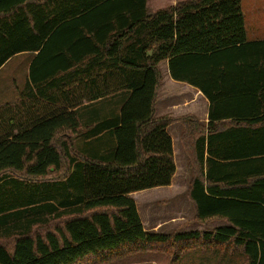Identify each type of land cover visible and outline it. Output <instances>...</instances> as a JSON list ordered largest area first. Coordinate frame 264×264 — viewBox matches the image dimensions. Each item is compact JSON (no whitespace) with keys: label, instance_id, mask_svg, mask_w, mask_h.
I'll return each instance as SVG.
<instances>
[{"label":"trees","instance_id":"trees-1","mask_svg":"<svg viewBox=\"0 0 264 264\" xmlns=\"http://www.w3.org/2000/svg\"><path fill=\"white\" fill-rule=\"evenodd\" d=\"M148 1L0 0V68L33 55L16 100L0 106V264H102L141 252L174 264L190 250L264 264V72L251 93L226 79L234 67L264 71V41H246L241 0L155 11ZM163 61L172 80L207 100L206 125L193 115L155 117ZM100 77L118 86L93 87ZM80 80L87 88L68 89ZM109 90L121 92L120 113L84 138L107 130L112 147L76 152L84 131L68 98L80 91L93 101ZM241 93L250 95L244 105L231 104ZM173 123L182 125L192 173L194 216L185 224L227 226L143 230L129 195L171 185Z\"/></svg>","mask_w":264,"mask_h":264},{"label":"crops","instance_id":"crops-1","mask_svg":"<svg viewBox=\"0 0 264 264\" xmlns=\"http://www.w3.org/2000/svg\"><path fill=\"white\" fill-rule=\"evenodd\" d=\"M163 1L167 2L166 5H174L176 3V1H185V0H149L148 5H149V7L152 8V10L155 11L159 8L166 6V5H163ZM159 2H160V4H159ZM242 2H243V0H241V11L243 14V19H244L246 41L249 43L264 41L263 29H261V28H258V29L252 28L250 30L247 29L246 17H245V14L243 12ZM161 3H162V5H161ZM22 55H28V54H19L17 56H22ZM17 56H14V57H17ZM32 57H33V55L31 56V58ZM31 58H30V61H31ZM10 60H8L6 63H8ZM30 61L28 62V65H27V74H28V67H29ZM5 64L0 68V70L5 66ZM159 69L161 72V84H160V90H159L158 95H157L155 117L159 118V117L166 116V115L170 116V113L173 112V110L176 111L174 103L169 99V96H168L170 91H172V92L175 91V92H181V93H183V95H187L189 97L188 100H191L190 103H192V106L190 108V110H192V111H190L189 113H191V115L195 116L198 119L200 124L206 125L208 123V102L203 97V95L198 90H196L195 88H193V87H191L185 83L175 82L174 80H172L170 75H169L167 61L161 62L159 64ZM262 72H264V71H260L258 69L252 70V69H243L241 67L240 68L234 67V68L230 69V71H228V77L226 79H228V81L231 84H234V86H236V87L239 86L240 89L242 90V92H245L246 90H248V92L251 93V92L257 91V89H259V88H257V85L259 86L258 81L261 82V80L263 79V76L262 77L260 76L262 74ZM102 74H104L103 71L100 72V75H102ZM26 78H27V75H26ZM85 83H86V80H84V82H82L80 80V81H78V83H72V85L68 89L78 90V89L87 88ZM87 83H89V82H87ZM106 86L109 87V89H115L118 86V83L115 82L114 78L113 79L106 78L104 81V78H101V77L99 78L97 83H93V87H98L101 90L105 89ZM120 93H115V92H112L109 90L107 96L98 98V99L93 100V101H88L84 98H81V92L80 91H76L75 96H71L68 98L67 103H66L67 111H75L77 113L80 125L84 131L83 134L79 138L74 140V142H73V148L76 152H81L82 154L87 153L89 155L90 154L100 155V153H104L103 149L105 146L109 147V148L112 147L113 140L111 139V137L109 135L105 134L107 130H103L101 133H99L95 136H92L91 138H84V137L91 129L98 127L99 124H101V125L105 124L104 128H106L108 122L112 118H115L116 116H118V114L120 113L121 106H122V96L120 95ZM196 96H197V98H196ZM249 96L250 95L248 93L247 94L241 93L240 96H236V97H240L242 100L233 101V102H231V104L235 103L237 105V104L241 103L242 105H244L243 100H245ZM194 104H196V105L193 106ZM55 107L57 108V107H61V106L57 104ZM201 107L204 108L203 111L201 110ZM174 117H179V116H174ZM176 124H178V123H173V124L169 125L167 127V133L170 136L171 141H172L173 157H174L175 164H176V158H175L176 152H178L179 156L182 157V161L184 163V166H186L185 153H184L182 146H181V143H180V135L182 132V127H179L173 133L171 132V128ZM98 128H96L95 132L98 131ZM172 134L174 136H172ZM101 137H104L105 139H107V141L102 142V141L98 140ZM174 137H176L177 141L174 139ZM176 142H177V146L175 148ZM175 176H176V170H175V174L172 178L171 185L168 187L154 188V189L142 191L141 193H138V194L133 193V194L129 195V197L135 203L136 212L140 218L141 224L143 226V230L146 233L171 235V234L166 233L168 228H169V225L167 223H165V221H163L161 219L151 220L148 218V216L146 214L145 215L141 214L139 209H142V207L144 205L145 207L146 206L148 207L147 209L151 210L153 205H157L158 203L162 202L163 200L159 201V199L161 197L163 198V191H167V190L170 191L171 190ZM189 176L190 175L188 172L186 182H187ZM189 183H190V180H189ZM189 183H188V185H189ZM158 192L162 193V194H159ZM176 193L177 192H175L174 194H176ZM140 195H143L145 197H143V198L138 197ZM143 199L145 200V203H143V205H142ZM181 204H183V208L179 211V217L181 218L184 216V218H185V215L183 213L185 208L191 209L192 215H191V217H189L187 219H181L180 221L177 220V222H174V224H177L176 225L177 227H180L178 230L179 234L191 233V232L210 233L218 227L228 225L224 221H215V222H210L207 224L192 223V224L186 225L185 223H187L194 216V211H193V207H192L190 201L188 200V198L186 199V201L184 203H181ZM139 205L141 208H139ZM143 217H147L146 225L144 224V221H143L144 218ZM168 217H169L168 218L169 220L170 219L172 220L171 216H168ZM148 219H149V222H148ZM174 230H175V228H173L172 231H174Z\"/></svg>","mask_w":264,"mask_h":264},{"label":"rangeland","instance_id":"rangeland-1","mask_svg":"<svg viewBox=\"0 0 264 264\" xmlns=\"http://www.w3.org/2000/svg\"><path fill=\"white\" fill-rule=\"evenodd\" d=\"M166 3L167 2L163 1V5H166ZM242 7L246 17L247 29L250 30L252 28H256V29L261 28L264 31V0H243ZM30 58L31 56L29 54L14 57L8 63H6L5 66L0 70V106L5 103L14 102L16 100L18 94L20 93V90H22L23 85L25 83L26 75H27V65L28 62L30 61ZM180 93L181 92H175V91L169 92L168 95L169 99L174 103L176 109V111L173 110V112L170 113V117H174V116L182 117L186 115H191V113H189L190 111H192L190 110L192 106V103H190L191 100H188L189 97L187 95H183V93L181 94ZM195 105L196 104H194L193 106ZM201 110L203 111L204 108L201 107ZM179 127H182L180 123L174 125L171 128V132L173 133ZM172 136L174 135L172 134ZM174 139L177 141L176 137H174ZM176 146H177V142L175 144V148ZM175 158H176V164H175L176 176L173 182V186L171 187V190L163 191V198L161 197L159 199V201L161 200L163 201L158 203L157 205H153L151 210L147 209L148 207L147 206L145 207L143 205V203H145L144 199L142 202L143 207L142 209H139L141 214L143 215L146 214L148 218L151 220L161 219L165 221V223L169 225V228L166 233L171 235L175 232L178 233V230L180 228L177 227L176 226L177 224H174V222H177V220L180 221L181 219H187L192 215L191 209L185 208L183 212L185 218L184 216L181 218L179 217V211L183 208V204L181 203H184L187 199L188 183L189 180H191L192 173L190 169L187 168V166H184L182 157L179 156L178 152H176ZM188 172L190 176L188 177V180L186 182ZM175 192H177L178 194L177 193L174 194ZM138 197L143 198L145 196L140 195ZM139 208H141L140 205ZM168 216H171L172 218V220L170 219L171 221L168 219L169 218ZM143 218H144L143 220L144 224L146 225L147 217H143ZM191 220L192 219H190L189 221ZM173 228H175L174 231H172ZM244 261H245L244 257L241 254L226 255L222 257L218 252L216 253L210 251L190 250L183 252L179 257V260L174 264H244ZM102 264H171V263H170V257L164 254L154 253V252H141V253L130 254L129 256H125L124 258L118 261H112Z\"/></svg>","mask_w":264,"mask_h":264}]
</instances>
